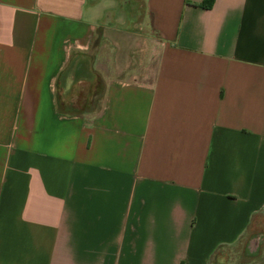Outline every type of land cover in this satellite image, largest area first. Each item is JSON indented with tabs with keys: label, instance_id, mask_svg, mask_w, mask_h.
Masks as SVG:
<instances>
[{
	"label": "crops",
	"instance_id": "0c3cea01",
	"mask_svg": "<svg viewBox=\"0 0 264 264\" xmlns=\"http://www.w3.org/2000/svg\"><path fill=\"white\" fill-rule=\"evenodd\" d=\"M204 1L0 0V264H264V0Z\"/></svg>",
	"mask_w": 264,
	"mask_h": 264
},
{
	"label": "trees",
	"instance_id": "16d2710c",
	"mask_svg": "<svg viewBox=\"0 0 264 264\" xmlns=\"http://www.w3.org/2000/svg\"><path fill=\"white\" fill-rule=\"evenodd\" d=\"M214 0H205L201 4H199V7L205 8V9H210L213 7Z\"/></svg>",
	"mask_w": 264,
	"mask_h": 264
},
{
	"label": "rangeland",
	"instance_id": "374dc122",
	"mask_svg": "<svg viewBox=\"0 0 264 264\" xmlns=\"http://www.w3.org/2000/svg\"><path fill=\"white\" fill-rule=\"evenodd\" d=\"M240 256L238 255V252H234L233 254L229 255V259H233L236 263H239L238 260H239Z\"/></svg>",
	"mask_w": 264,
	"mask_h": 264
}]
</instances>
